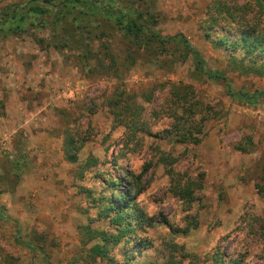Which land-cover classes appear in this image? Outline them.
Segmentation results:
<instances>
[{
	"label": "rangeland",
	"instance_id": "rangeland-1",
	"mask_svg": "<svg viewBox=\"0 0 264 264\" xmlns=\"http://www.w3.org/2000/svg\"><path fill=\"white\" fill-rule=\"evenodd\" d=\"M119 1L151 13L162 35L186 34L206 69L224 71L233 91L264 89V73L221 43L228 17L217 18L210 38L203 30L218 13L216 1L241 5L242 20L264 25V0ZM90 26L97 36L50 23L0 32V264H170L171 255L181 264H210L217 245L240 264H264V97L252 104L231 96L224 78L196 74L191 55L143 48L102 17ZM75 41L93 52L108 42L133 63L120 81L112 68L77 60L68 48ZM192 88L200 105L188 103ZM121 89L143 108L144 131L132 134L115 119L109 101ZM185 90L192 108L185 119L206 115L199 142L174 133L188 119L170 114L171 93ZM71 134L74 159L65 146ZM113 176L122 179L120 190L138 189L133 199L155 223L132 221L128 240L109 242L107 254L93 259L90 247L102 240L88 231L117 230L102 199ZM189 184L193 196L182 198Z\"/></svg>",
	"mask_w": 264,
	"mask_h": 264
},
{
	"label": "trees",
	"instance_id": "trees-1",
	"mask_svg": "<svg viewBox=\"0 0 264 264\" xmlns=\"http://www.w3.org/2000/svg\"><path fill=\"white\" fill-rule=\"evenodd\" d=\"M216 4L218 13L212 15V18L207 21V25L203 26L206 37L210 38V34L216 26L218 17L221 15L222 17H228V22L223 23L226 32L221 43L224 42L222 44L232 48L233 51H243L245 55L239 58V62L247 61V68L249 70L264 73V25L259 23L256 25L242 20L245 15L239 11V8L244 10V7H241V5L239 8L235 9L233 6L219 1H216ZM151 15L150 13V17ZM101 17L111 26L117 27L126 37H130L136 44L143 48L156 50L157 47L159 48V52H163L167 50L168 47L172 46L174 50H181V52L184 53V57L186 55H191L196 63V74L201 77H208L212 80L224 78L227 91L231 96L245 99L246 102L252 104L258 103L260 97H264V89H257L251 94L243 91H233L230 86L229 78L224 71L215 70V72H211L206 69L207 62L186 34L176 33L174 35H162L154 26L150 25V17L148 14L145 15L143 11H139L132 4L125 5L119 0L13 1L0 7V32L4 31L5 35L10 33L22 34L28 31V25L32 27H46L50 23L51 25L59 24L63 28L66 26L67 28L79 26L87 27L90 33L94 32L97 36V31H95L94 28L91 29L90 25H92V22L99 23ZM65 47H67V45H65L64 48ZM68 48L69 50H74L77 60L85 61L87 63L85 65H88V63L90 65V62L94 60L106 70L112 68L115 74L118 73L117 75L120 77V81H122L124 67L132 64L134 59L131 55H119L111 49L108 42L102 43V49H98L96 52H93L94 49L92 45L82 41H75V43ZM233 58L238 59L237 56H233ZM118 70L121 72H118ZM124 92L125 90L121 89L119 91V97L114 95L113 101H109L111 110L116 116L115 119L127 126L132 134H135L137 130L144 131L147 125L144 120L140 119L143 108L138 104L128 103V100L123 98ZM188 92L189 91L185 90L184 92L177 91L171 93L174 106L172 105L169 107V112L180 120L185 119L186 113L189 114L185 107L192 109L189 105L186 106L187 100H183L186 94H189ZM191 93L192 102H188L190 106L191 104H194V106L200 105V102H198L199 100L194 98V88L191 89ZM205 116L200 117L201 119H194V114H191L185 119H188L187 122L182 121L181 126H175L174 133H176L178 140H194V142H199L201 136L198 132H200L202 121L206 118ZM74 143V135L71 134L66 140L65 145L68 151V157L71 159L76 157L75 150L78 147ZM70 151L71 153H69ZM107 161L108 160H103L102 163H106ZM114 163H116V161H114ZM121 180L120 177L113 176L110 180L113 185L111 187L110 197L105 198L102 196L105 210L108 212L107 214L113 212L111 220L117 230L109 231L96 229L93 232H91L92 230L88 231L90 237H96L97 234H99L102 240L101 243H94V245L90 247L93 251V259L96 258V254H107L109 242H120L123 238L128 240L127 235H131L136 228L135 224H131L132 221L139 222L140 226H143L145 223H155L153 216H148L134 201L133 198L136 192H138V189L134 193H130L129 189L120 190L118 187L119 184H121ZM201 181L202 180H196L195 182L202 185ZM192 188L193 186L190 184L184 188V191H181L182 198L190 199L193 196L191 192ZM188 229L189 226L185 225V227L181 229V232H185ZM178 231L179 229L177 227H172L170 229L172 234H176ZM174 245V249L179 246L177 242L174 243ZM186 253L190 254L191 252ZM173 256L171 255L169 257V263L181 264L180 261H176L177 259H173ZM211 256L213 260L210 264H240L241 261L240 258L232 259L231 256H228L227 250L222 248L221 245H217ZM192 260H194V258L190 261ZM77 264L80 263L78 262Z\"/></svg>",
	"mask_w": 264,
	"mask_h": 264
}]
</instances>
